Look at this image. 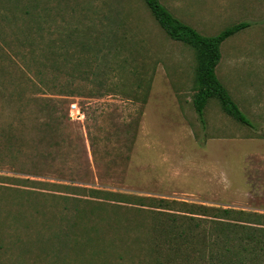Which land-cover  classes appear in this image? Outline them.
Wrapping results in <instances>:
<instances>
[{
  "label": "rangeland",
  "instance_id": "1",
  "mask_svg": "<svg viewBox=\"0 0 264 264\" xmlns=\"http://www.w3.org/2000/svg\"><path fill=\"white\" fill-rule=\"evenodd\" d=\"M160 1L251 24L216 73L253 127L199 118L196 51L144 0H0V264H264V232L220 230L264 228V0Z\"/></svg>",
  "mask_w": 264,
  "mask_h": 264
},
{
  "label": "trees",
  "instance_id": "2",
  "mask_svg": "<svg viewBox=\"0 0 264 264\" xmlns=\"http://www.w3.org/2000/svg\"><path fill=\"white\" fill-rule=\"evenodd\" d=\"M148 6L151 14L154 16L155 20L158 22L160 27L167 33V35L174 41L181 42L196 51L197 55V83L198 89L193 98V104L199 118H203L204 110L211 99H218L223 111L229 116L234 118L236 121L253 127L251 121L242 113L239 106L233 101L228 90L219 81L216 69L221 61V46L230 37L236 35L237 33L249 28L250 23L242 22L236 24L230 28L225 29L216 36H206L200 33L197 29L189 24H186L179 18L175 17L173 13L164 6L160 0H144ZM209 209V208H205ZM218 210L224 214L230 213H241L245 214L244 211H237L233 209H220L211 208L210 210ZM223 223V222H221ZM220 224V223H219ZM227 227V228H226ZM222 232L228 230L232 234H248L249 241L254 240V235L251 232H264V228H255L253 226H244L237 224H223L220 227ZM227 232V233H228ZM185 233L177 234L178 239H183V241L170 243L173 249L176 247V252L184 253L187 251L188 245L186 243V237L183 236ZM251 234V235H250ZM256 238L259 235H255ZM264 249V248H262ZM224 250L227 253H234V248L232 244H226Z\"/></svg>",
  "mask_w": 264,
  "mask_h": 264
},
{
  "label": "built area",
  "instance_id": "3",
  "mask_svg": "<svg viewBox=\"0 0 264 264\" xmlns=\"http://www.w3.org/2000/svg\"><path fill=\"white\" fill-rule=\"evenodd\" d=\"M69 116L72 120L83 121L85 119L84 113L75 103H72L70 106Z\"/></svg>",
  "mask_w": 264,
  "mask_h": 264
},
{
  "label": "crops",
  "instance_id": "4",
  "mask_svg": "<svg viewBox=\"0 0 264 264\" xmlns=\"http://www.w3.org/2000/svg\"><path fill=\"white\" fill-rule=\"evenodd\" d=\"M235 143V142H234Z\"/></svg>",
  "mask_w": 264,
  "mask_h": 264
}]
</instances>
